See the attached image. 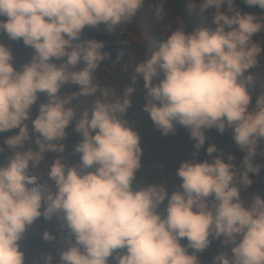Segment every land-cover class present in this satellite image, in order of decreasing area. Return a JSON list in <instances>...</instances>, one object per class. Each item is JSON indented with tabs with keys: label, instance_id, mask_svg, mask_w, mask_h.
<instances>
[{
	"label": "clouds",
	"instance_id": "9594fccd",
	"mask_svg": "<svg viewBox=\"0 0 264 264\" xmlns=\"http://www.w3.org/2000/svg\"><path fill=\"white\" fill-rule=\"evenodd\" d=\"M244 3L264 9V0ZM143 4L144 0H0V17L6 18L0 19V31L34 50L30 62L17 71L11 50L0 44V133L19 130L4 140L9 156L0 163V264H25L19 243L25 232L41 216L49 220L57 214H62V226L74 241L59 251L58 264H107L120 249L123 254L113 257L116 264H199L196 253L209 247L210 237H223L224 244L234 245L231 257L221 252L212 264H264V199L255 196L244 207L237 187H250L249 174L256 175L261 167L252 159L258 143L264 142V95L252 103L248 89L253 78L245 72L258 64L264 51L252 40L264 31V16L242 14L234 0H201L202 19H207L205 11L214 9L211 27L171 31L136 65L131 77L132 85L143 79V111L161 135L174 133L178 124L195 141L193 159L176 169L179 191L169 196L158 183L133 187L142 148L139 135L121 117L131 107L134 86L124 90L122 99H97L90 112L82 113L74 127L81 136L74 147L80 164L62 162L65 130L76 117L69 105L96 94L94 73L109 57L101 51L103 42L73 41L86 26L103 24L112 32L131 22ZM189 9L194 11L195 5ZM160 14L158 7V18ZM80 64L83 67L74 70ZM66 84L77 85L79 91L61 97ZM110 91L104 89L102 95L108 97ZM41 96L47 102L38 105L31 120L37 150L24 149L30 139L25 121ZM226 127L246 153L239 174L231 155L227 163L220 154L212 156L219 152L214 144L206 149L211 162L195 161L206 141L205 130L223 133ZM45 152L56 158L46 164L41 185L32 169ZM166 198L162 216L157 208ZM42 239L55 237L45 231ZM181 239L187 244L181 245ZM52 260L47 255L43 264Z\"/></svg>",
	"mask_w": 264,
	"mask_h": 264
},
{
	"label": "rangeland",
	"instance_id": "374dc122",
	"mask_svg": "<svg viewBox=\"0 0 264 264\" xmlns=\"http://www.w3.org/2000/svg\"><path fill=\"white\" fill-rule=\"evenodd\" d=\"M201 0H144V4L137 12L136 16L131 22L122 23L114 28L112 32H108L103 24L96 27L86 26L81 33L78 41H73V44L80 43L86 40H96L103 42L104 47L102 52L112 55V58L107 57L100 65L96 73H94L93 83L97 86L98 91L94 96L78 97L72 100L70 107H73L76 117L72 123L66 128V136L70 134L80 135L74 131L75 122L80 118L83 112H90L95 101L100 100H113L116 98H123V82L134 75V69L136 65L146 59L153 51H155L158 45L170 34L171 31L177 28L184 27L186 31L191 32L193 29L201 27H211L210 18L214 9H208L202 15L207 19H202L199 14V5ZM191 4L195 5V10H190ZM161 9L159 18L156 15V9ZM234 7L241 11V13L253 14L257 17L264 16L255 6H248L244 3V0H234ZM226 5L221 6L223 11ZM0 19H6L0 17ZM161 37V40L158 38ZM253 42L259 43L264 48V31L255 34L252 37ZM0 44L11 50L13 56V67L19 71L22 66L29 63L34 50L31 47H26L22 41L10 40L6 33L0 31ZM258 64L247 70L245 76L252 75L253 83L248 89L249 94L253 96L257 90L261 88L259 96L264 95V51L258 56ZM52 63L59 65L63 63V60H52ZM83 67V64L77 65L74 70H78ZM162 75L153 79V84L159 82L162 79ZM134 86L135 90L130 95L131 107L126 111V115H131L144 108L146 100V89L144 88V81L142 78H138ZM104 89L111 90L108 97L102 95ZM79 87L74 84H66L60 89L59 95L66 97L74 92H78ZM112 92L115 95H112ZM47 97L41 96V98L31 107L30 119L25 121L28 124L30 130V141H35V137L31 136V120L35 119L38 114V105L40 103H46ZM174 133H170L167 136L161 135L160 131L154 126L150 120L148 113L144 114L136 122H134L130 128H132L140 137V146L148 157L154 162L158 168H164L172 164H178L184 161L193 159L194 140L190 138L189 130L181 127L178 124L174 125ZM18 129H13L8 132L0 133V147H3L4 151L1 152L7 157L9 156L8 148L3 143L4 140L12 135L18 133ZM224 132L232 140V129L225 128ZM206 141L205 144L199 149L198 154L195 156L197 163L208 160L211 162V157L206 153V149L209 145L214 144L219 150L218 153H213L212 156L222 155L225 163L229 162L227 157L231 155L234 159L231 161L236 171L241 172L243 168L241 162L243 160L245 152L241 151L238 154L237 150L226 142H217L209 129L205 130ZM25 149V148H24ZM23 150V149H22ZM264 151V142H260L257 145V154L253 157V165H264V155L261 152ZM243 153V154H242ZM63 157L62 162L68 166H78L80 164V154L74 151V148L65 147V151L61 154ZM56 158L55 153L45 152L44 159L35 168L32 169L33 174L39 178V183L43 185L46 180V164H50L53 159ZM136 173V179L134 184H138L143 176V166ZM94 169H87L86 171H92ZM252 180L250 187L244 188L237 184V187L241 188L240 199L243 202L244 207H249L255 196H260L262 199L261 188L263 186V178L257 173L256 175L249 174ZM163 184L166 187V191L170 196L173 192L179 191L180 179L176 173H171L167 176L164 183H162L161 176L159 174H147L145 177V183L138 185L137 188L145 187L149 184ZM55 188L53 187V191ZM210 200V199H209ZM167 198L162 202L157 211L163 216L162 209L166 208ZM62 214L53 215V217L47 220V223H43L40 219H37L25 232L23 239L19 242L21 245L20 251L24 253L25 264H43V258L47 255L53 257L52 264H58L59 251L65 250L67 244L73 241V237L68 233V230L63 227V220L59 217ZM47 231L55 237L51 241H45L42 239L43 233ZM211 239V237L209 238ZM223 238L217 240L208 249L199 252L201 258L207 263L212 264L213 257L223 252L231 257V248L234 245H226L223 242ZM181 245H186V239L180 240ZM189 254L192 253V249H189ZM124 250L120 249L113 253V257L117 254H123ZM113 257H109L107 264H116V260ZM199 264H201L199 262Z\"/></svg>",
	"mask_w": 264,
	"mask_h": 264
},
{
	"label": "trees",
	"instance_id": "16d2710c",
	"mask_svg": "<svg viewBox=\"0 0 264 264\" xmlns=\"http://www.w3.org/2000/svg\"><path fill=\"white\" fill-rule=\"evenodd\" d=\"M255 7L261 12V14L264 15V9H260L258 6H255ZM158 38L161 40V37L159 35H158ZM109 58H112V55L111 54H109ZM131 77L128 78V79H126L123 82V89L124 90L127 87H129L130 84H132ZM260 93H261V88L259 90H257V92L252 96V103L253 104L255 103L256 98L259 97ZM146 113L147 112L143 111V109L142 110H139V111H137V112H135V113H133L131 115H126V112H125L121 118L124 119V120H126L127 121V125L130 127L134 122H136L139 118H141ZM209 130L211 131V133L213 134V136L216 138V141L217 142H226V143H229L231 146H233L237 150L238 154H241V151L242 150L234 143L233 140H231L229 138V136L225 132L221 133V132L217 131L215 128H211ZM80 139H81V136L80 135H76V134H70V135L66 136V139L64 141L65 147H67V148H74L75 145L80 142ZM24 148L25 149L31 148L33 151H36L37 150L36 145H35V141H30V140L25 143ZM5 160H6V156L0 152V163H3ZM140 162L142 163L144 172H143V176L141 178V181L137 185L136 184H133V187L134 188H137L138 185L141 186V185H143L145 183V177H146L147 174H159L161 176L162 183H164L165 180H166V178H167V176L169 174H171V173H176V169L180 165V163H178V164L169 165V166L164 167V168H158L154 164V162H152V160L148 157V155L143 151V148H142V156H141V161ZM258 173L263 178V186L261 188V194H262V197L264 199V165H261L260 170H259ZM209 199H211V198H209ZM165 209L166 208H163L162 209L163 214H165ZM41 210H43V209H41ZM38 219H40L43 223H47V220L44 219L43 216H41ZM222 238L223 237L218 238V239H212L211 238L210 239L211 240V243H210L209 247L212 246L217 240L222 239ZM196 255H197L198 260H199V262L201 264H207L201 258L200 253H196Z\"/></svg>",
	"mask_w": 264,
	"mask_h": 264
}]
</instances>
